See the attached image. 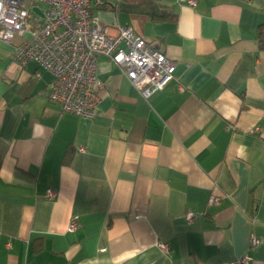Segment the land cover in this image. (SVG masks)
Returning a JSON list of instances; mask_svg holds the SVG:
<instances>
[{"label": "crops", "instance_id": "crops-1", "mask_svg": "<svg viewBox=\"0 0 264 264\" xmlns=\"http://www.w3.org/2000/svg\"><path fill=\"white\" fill-rule=\"evenodd\" d=\"M103 2L93 17L151 42L174 77L144 98L99 55L98 108L78 117L0 41V264H264V0H155L166 20Z\"/></svg>", "mask_w": 264, "mask_h": 264}, {"label": "built area", "instance_id": "built-area-1", "mask_svg": "<svg viewBox=\"0 0 264 264\" xmlns=\"http://www.w3.org/2000/svg\"><path fill=\"white\" fill-rule=\"evenodd\" d=\"M178 1L191 7L197 4V0ZM103 4V0H0V41L17 39L12 58L20 66L33 62L47 71L51 75L49 102L78 117L92 118L98 108V90L103 88L97 77L99 55L114 63L144 98L174 77L175 63L151 42L128 26H117L116 34L111 35L108 27L93 17V11ZM45 197L54 199L55 193L47 190ZM218 201L209 195L207 204ZM193 216L192 211L185 212L187 221ZM78 224V217H71L66 231L73 232ZM259 242L254 234L249 235L251 249ZM157 247L169 250L165 243ZM230 264H251V259L245 255Z\"/></svg>", "mask_w": 264, "mask_h": 264}, {"label": "trees", "instance_id": "trees-1", "mask_svg": "<svg viewBox=\"0 0 264 264\" xmlns=\"http://www.w3.org/2000/svg\"><path fill=\"white\" fill-rule=\"evenodd\" d=\"M111 9L127 14L141 13L150 20L174 19L175 15L168 9L158 7L155 0H119L111 4ZM261 45L264 48V33L260 32Z\"/></svg>", "mask_w": 264, "mask_h": 264}, {"label": "rangeland", "instance_id": "rangeland-1", "mask_svg": "<svg viewBox=\"0 0 264 264\" xmlns=\"http://www.w3.org/2000/svg\"><path fill=\"white\" fill-rule=\"evenodd\" d=\"M110 1H112V3H115L117 0H110ZM120 15H121V17L123 16V17H125V14L124 13H122V12H118ZM15 42H17V40L15 39L14 40V43Z\"/></svg>", "mask_w": 264, "mask_h": 264}]
</instances>
